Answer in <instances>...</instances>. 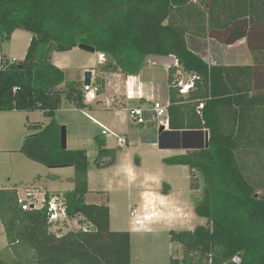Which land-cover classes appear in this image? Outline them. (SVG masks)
Here are the masks:
<instances>
[{
	"label": "trees",
	"instance_id": "16d2710c",
	"mask_svg": "<svg viewBox=\"0 0 264 264\" xmlns=\"http://www.w3.org/2000/svg\"><path fill=\"white\" fill-rule=\"evenodd\" d=\"M17 30L32 39L23 61L1 60L0 113L40 111L52 118L29 127L33 133L21 153L50 169H74L75 187L63 196L69 219H79L87 230L52 233L47 206L23 211L17 189H0V221L14 255L0 257V264H132L131 234L111 231L109 206L86 203L87 151L64 150L54 119L64 99L86 108L82 84L68 80L51 61L53 53L81 44L107 57L103 74L138 76L147 58L158 55L176 57L184 75L197 77L183 95L174 85L176 67L169 69V127L206 130L209 147L166 163L191 170L192 190L199 189L195 172L202 174L195 214L207 224L170 231L171 241L184 250L170 264H264V197L244 169V155H264V0H0V40L11 41ZM216 33L232 37L230 46L245 41L253 63L211 65L188 44L189 36L208 39ZM97 146L98 161L115 158L104 141L97 139Z\"/></svg>",
	"mask_w": 264,
	"mask_h": 264
},
{
	"label": "rangeland",
	"instance_id": "374dc122",
	"mask_svg": "<svg viewBox=\"0 0 264 264\" xmlns=\"http://www.w3.org/2000/svg\"><path fill=\"white\" fill-rule=\"evenodd\" d=\"M31 39V33L18 30L12 41L2 42L0 40V59L11 56L18 60H24ZM188 41L191 48L208 58L210 63L239 65L247 64L250 61L251 55L247 50L245 41L233 44L230 47L228 42L232 41V37L219 33L207 40H199L189 36ZM65 60L71 71L80 74L81 77L83 76L82 81H84L87 72H93V81H96V72L100 69L98 55L76 49ZM154 65L153 69H144V73L159 84V101L157 102L166 105L165 102L168 100V76H165V68L157 64ZM183 78L186 84H191L192 78L190 76L184 75ZM109 91L113 92V90ZM99 95L100 99L98 98V101L93 102L96 112L83 113L79 109L69 111L72 108L69 101L64 99L61 109L56 112L54 118L61 128L65 127L66 129L67 149L85 150L88 153L90 161L89 189L93 192L88 201L95 200L109 206L111 231L129 232L131 234L132 264H170L171 259H182L184 250L179 244L171 241L170 231H192L197 226L207 224V219L195 214L196 203L202 198L205 186L202 174L195 172L199 189L192 190L191 170L185 166H170L166 163V159L182 155L185 151L180 148H162V140L157 136L154 126H133L129 110H124L126 107L119 113H112L113 120L109 124L105 117L111 114L109 111L104 110V104L99 103L100 100H105L101 94ZM133 102L134 99H129V104L132 107L137 105L147 106V103L144 102L136 101L135 105H133ZM51 121L52 118L45 117L39 112L32 114L24 112L15 114L11 112L0 113V184L2 186L8 185L10 187L17 183L24 196V186L27 187L28 184L24 181L32 180L38 176L51 178L48 177L50 174L62 175L64 181H67L68 177H74L75 171L73 168L50 170L42 164L29 160L21 153L24 139L32 134V131L28 129V124L44 123L47 125ZM162 121H165V119ZM104 129H107L109 134L115 135V137L129 138L132 147L127 148V146H124L126 147L124 155L120 151L116 152L113 147L118 143V138L104 136L102 134ZM97 139L104 141L105 148H109L115 153V164L101 166L102 163L105 164L109 161L111 156L107 157L109 159L105 160L106 162H101L103 159L98 161ZM143 139H146L145 142L154 141L156 147L144 145ZM126 157L128 158L126 159ZM140 157L143 161L142 165L137 163ZM244 159L246 175L256 181L258 195L264 197V170L261 167L264 164V155L253 156L249 154L248 156L244 155ZM260 159H263L262 163L259 162ZM128 164L137 169L136 179H133L135 177L133 174L131 175L128 171H125ZM158 167L161 169L157 170ZM152 172H154L152 187L154 188L155 184L158 183V192H163L167 187H171L173 190L172 199L177 204L181 203L185 210L182 220H177V223L168 228L163 226L159 220L144 226L142 219H140L144 213L141 204V191L144 188L141 186L140 178L144 173ZM23 179L24 181L20 182ZM10 180L11 182H9ZM59 188L61 190L72 189L71 185L66 183L60 185ZM37 205L38 207L41 205V198L38 199ZM133 210H137L139 215L132 217ZM76 220L72 219L64 226L60 225L61 235L69 231L79 230V219ZM57 231L58 229L51 228L52 233H57ZM7 247L8 241L0 221V257L5 260H9L11 256H14Z\"/></svg>",
	"mask_w": 264,
	"mask_h": 264
},
{
	"label": "crops",
	"instance_id": "0c3cea01",
	"mask_svg": "<svg viewBox=\"0 0 264 264\" xmlns=\"http://www.w3.org/2000/svg\"><path fill=\"white\" fill-rule=\"evenodd\" d=\"M15 35H16V31L13 34L12 39L14 38ZM12 39H11V41H12ZM201 40H207V39H201ZM241 42H244V41H241ZM188 44H189V41H188ZM189 46H190V44H189ZM230 47H232V46H230ZM28 48H29V46H28ZM190 48H191V46H190ZM76 49L79 50V48H75L69 52H63V53L55 52L52 55L51 61L54 65H56L57 67H59L60 69H62L66 73L68 80L76 81V82L83 84V82H84V81H82L83 76L81 77L80 74H75L73 71H71L68 64H66L67 59L65 60V58H68V56L70 54H72ZM191 49L195 53H197V51H195L193 48H191ZM95 54L99 56V65H100L99 71L96 72V75H97L96 82L98 83V79L101 76L105 75L104 79H105L106 83H105L104 87H101L102 92L99 93L105 98V100H100L99 103L101 102L102 105L104 104L105 105L104 110L109 111L111 114V115H108L107 117H105V119L108 123L113 120L112 119V113H119V111L123 110L124 107H126L124 110H127V109L129 110L132 107L129 104V99H134L133 105H135L136 101L144 102L147 104H150L151 101H155V102L159 101V87H160L159 84H157L153 78H149L144 73V69H153L154 68L155 65L153 63H152L153 65H150L151 63L147 62L146 66L144 67V69L141 71V73L138 76H126L124 74H118V73L117 74H103L101 72V65L104 64L103 60H106L107 57L101 53H95ZM197 54L200 55L201 57H203L209 64L217 65L215 63H210L208 58H206L205 56H203L199 53H197ZM250 55H251V53H250ZM4 58L8 59L11 62L23 61V60L15 59L11 56L2 57V59H4ZM101 58H103V60ZM2 59H0V63H1ZM252 63H253V57L251 55L250 61L247 64H239V65H250ZM91 73H92V78H94V76H93L94 73L93 72H91ZM165 76L166 77L168 76V78H169V69H165ZM168 87H169V85H168ZM109 90H113V92H111ZM99 97H100V95L98 96V98ZM99 99H97V101ZM93 102L95 103L96 101L90 102V101L86 100L85 101L86 108L84 110H80V111H82L83 113H88V111L96 112L94 110L95 108L93 107ZM168 103H169V94H168V100H167V102H165V104H168ZM62 104H63V102H62ZM69 105L72 108V109H69V111H75V109H77L70 102H69ZM61 107H62V105H61ZM17 112L18 111H13L11 113L15 114ZM37 112H39L40 114H42L44 116V114L42 112H40V111H37ZM2 113H4V112H2ZM24 113L32 114L35 112H29V113L24 112ZM37 124L45 125L44 123H37ZM37 124H35V123L30 124V125L28 124V129L32 125H37ZM110 126L112 127V125H110ZM133 126H136V125H133ZM151 126H154V129L157 131V136L160 138V140H162L161 142L164 143L165 146H162V148H164V149H169V148H178L179 149L180 148V149H183L186 153L187 151L194 150L197 148H201L206 143V137H205L206 130L197 131V132L196 131L195 132H192V131H172L169 127L168 129L164 128L163 131H160V130H157L155 125H151ZM137 127H143V126H137ZM163 132H165V133L166 132H173V135H164L163 136L162 135ZM104 136L109 137V138H110V136H112L115 138V135H110L109 133H108V135H104ZM119 137L126 140V143L121 144V145H119V142L116 143V145H114V147H113V150H115L116 152L120 151L122 153V155H124L125 154L124 150L126 148L124 146H127V148L132 147V142L130 141L129 138H123L122 136H119ZM145 140L146 139L142 140L144 142L143 143L144 145H152V146L156 147V143H154V141L153 142H151V141L145 142ZM168 141H171V142H168ZM127 158L128 157H126V159ZM102 159H101L102 160L101 162H104L105 160H107L109 158L103 157ZM109 163H111V164H109ZM115 163H116V158L113 159L112 157H110V160L107 161L105 163V165L111 166ZM137 163L139 165H142L143 161H142L141 157L138 159ZM160 169L161 168H159V167L157 168V170H160ZM125 171H128L131 175L133 174L135 176L133 179H136L137 169L135 167H133L131 164H128L125 167ZM48 177H51V178H47V177L43 178L42 176H38L32 180L24 181V179H23L20 182H22V181L27 182L28 183L27 187L26 186H24V187L32 189L35 192V194H37L36 197H38V199L39 198L42 199L46 193L65 194L69 191H72L75 187L74 184L71 182V179L73 177H68L67 181H64L63 176L58 175V174H55V175L50 174V176H48ZM26 179H28V178H26ZM89 179H90V176H89ZM153 180H154V172L144 173L140 178L141 186L144 188L141 191V204H142L144 213H143V217L140 219H142L144 226L148 223L152 224V222L159 220V222L161 224H163V226L168 228L171 225L177 223V220H179V219H180V221L182 220V218L184 217L183 214L185 213V210H184L183 205H181V203L177 204L172 199L173 190L171 189V187H167L166 190H164L163 192H158V183L155 184L154 188L151 185V184H153ZM9 182H11V180ZM64 183L71 185L72 189L61 190V188H59V186L60 185L62 186ZM0 189H21V188L16 183V184H14V186H10V187L8 185L2 186L0 184ZM89 191L90 192L86 196V203L87 204H94V205H103V204H101L95 200L89 202L88 198H89V196H91L93 194V192H91L90 189H89ZM181 214H182V216H181ZM131 215H132V213H131ZM138 215H139V212L137 211V213L135 215H132V217H136ZM64 234H66V233H64Z\"/></svg>",
	"mask_w": 264,
	"mask_h": 264
},
{
	"label": "built area",
	"instance_id": "2783aa9c",
	"mask_svg": "<svg viewBox=\"0 0 264 264\" xmlns=\"http://www.w3.org/2000/svg\"><path fill=\"white\" fill-rule=\"evenodd\" d=\"M192 2H199L201 0H191ZM103 60V58H101ZM105 59V58H104ZM104 63L106 60H103ZM15 62V61H14ZM176 72L174 73V85L180 88V93L183 95L188 94L194 88V80L197 77H191L192 82L191 84H186L184 82V74L183 71L180 69L178 61L176 62L175 66ZM4 69L2 63H0V70ZM17 91V88L14 89ZM57 89L52 90V94H55ZM101 91V86L95 81H91L90 85H86L85 82L82 84V92L85 97V101H97L99 93ZM169 106L170 104L163 105L159 102L151 101L150 104L145 105H137L133 106L129 109L130 119L133 125L136 126H145V125H155L157 130H161L162 127L165 129L169 128ZM165 119V121H162ZM108 130H103V135H108ZM118 138L119 145L125 144L126 140ZM17 196H18V203L22 207L23 211H29L33 209H40L44 206H47L48 209V217H49V224L51 227L60 229V225H65L70 221L67 212V205L63 194H53L49 200L44 197L41 199V205L38 207V197H36L34 191L29 188L24 189V196L22 195L21 191L17 189ZM40 199V198H39ZM137 210L132 211V215H135ZM76 220V219H74ZM77 221V220H76ZM79 224V223H78ZM79 230H87L86 226L80 225ZM58 232V231H57Z\"/></svg>",
	"mask_w": 264,
	"mask_h": 264
},
{
	"label": "water",
	"instance_id": "95a60500",
	"mask_svg": "<svg viewBox=\"0 0 264 264\" xmlns=\"http://www.w3.org/2000/svg\"><path fill=\"white\" fill-rule=\"evenodd\" d=\"M79 49L84 50L86 52H90V53H96V50L94 47L88 46V45H84L81 44L78 46ZM146 62H150L153 64H157L160 65L161 67L165 68V69H170L172 67L175 66L177 59L174 56H158V55H153L147 58ZM92 81V73L91 72H87L85 74V79L84 82L86 85H90ZM164 127L161 128L160 131H163ZM205 137H206V143L205 145H203L201 148H208L209 147V133L206 132L205 133ZM61 146L62 148L65 150L67 149V136H66V129L65 127L61 128ZM34 207L32 206V209Z\"/></svg>",
	"mask_w": 264,
	"mask_h": 264
}]
</instances>
